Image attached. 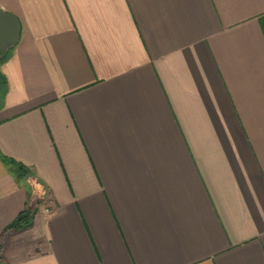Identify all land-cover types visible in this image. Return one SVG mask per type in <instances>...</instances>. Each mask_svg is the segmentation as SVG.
<instances>
[{"label": "crops", "instance_id": "0c3cea01", "mask_svg": "<svg viewBox=\"0 0 264 264\" xmlns=\"http://www.w3.org/2000/svg\"><path fill=\"white\" fill-rule=\"evenodd\" d=\"M0 9V264H264V0Z\"/></svg>", "mask_w": 264, "mask_h": 264}, {"label": "trees", "instance_id": "16d2710c", "mask_svg": "<svg viewBox=\"0 0 264 264\" xmlns=\"http://www.w3.org/2000/svg\"><path fill=\"white\" fill-rule=\"evenodd\" d=\"M5 163L9 166L10 171L19 179L24 178L29 174L28 170L22 164H19L13 160L5 158ZM37 214V209L32 207H27V209L15 220V222L6 230L5 235L10 232H21L32 227L35 216ZM3 235L0 238V257H2V242L5 237Z\"/></svg>", "mask_w": 264, "mask_h": 264}, {"label": "water", "instance_id": "95a60500", "mask_svg": "<svg viewBox=\"0 0 264 264\" xmlns=\"http://www.w3.org/2000/svg\"><path fill=\"white\" fill-rule=\"evenodd\" d=\"M21 25L12 14L0 9V60L4 59L20 39Z\"/></svg>", "mask_w": 264, "mask_h": 264}, {"label": "rangeland", "instance_id": "374dc122", "mask_svg": "<svg viewBox=\"0 0 264 264\" xmlns=\"http://www.w3.org/2000/svg\"><path fill=\"white\" fill-rule=\"evenodd\" d=\"M3 89H4V88H3V83H2L1 80H0V94H2V93L4 92Z\"/></svg>", "mask_w": 264, "mask_h": 264}]
</instances>
